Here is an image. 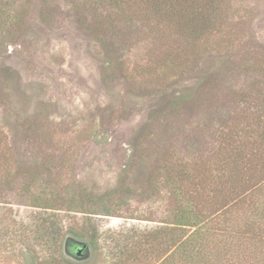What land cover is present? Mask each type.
Masks as SVG:
<instances>
[{
	"label": "rangeland",
	"instance_id": "obj_1",
	"mask_svg": "<svg viewBox=\"0 0 264 264\" xmlns=\"http://www.w3.org/2000/svg\"><path fill=\"white\" fill-rule=\"evenodd\" d=\"M9 4L23 18L0 31V264H154L132 250L180 204L168 171L198 175L264 132V0L218 1L198 40L93 0Z\"/></svg>",
	"mask_w": 264,
	"mask_h": 264
},
{
	"label": "trees",
	"instance_id": "obj_2",
	"mask_svg": "<svg viewBox=\"0 0 264 264\" xmlns=\"http://www.w3.org/2000/svg\"><path fill=\"white\" fill-rule=\"evenodd\" d=\"M93 1L128 19L144 13L198 40L214 28L220 0ZM11 7L0 6V31L23 18ZM187 94H177L176 101ZM238 137V142L229 138L225 156L204 161L198 175L181 166L168 171L167 182L180 204L170 221L146 230L136 241L132 260L140 262L138 255L145 252L157 253L156 264H264V132L259 141ZM72 249L70 241L63 252Z\"/></svg>",
	"mask_w": 264,
	"mask_h": 264
},
{
	"label": "flooded vegetation",
	"instance_id": "obj_3",
	"mask_svg": "<svg viewBox=\"0 0 264 264\" xmlns=\"http://www.w3.org/2000/svg\"><path fill=\"white\" fill-rule=\"evenodd\" d=\"M70 241L72 242V245L74 247V250L72 249L69 252V254H71L73 257H75V258H83V257H85V255L87 254V252H89L90 247L87 244L86 248L84 250H82V252L79 255H77L76 252L82 246V244H81L82 241H80V240H74V239H68L67 242H66V244L69 243Z\"/></svg>",
	"mask_w": 264,
	"mask_h": 264
},
{
	"label": "water",
	"instance_id": "obj_4",
	"mask_svg": "<svg viewBox=\"0 0 264 264\" xmlns=\"http://www.w3.org/2000/svg\"><path fill=\"white\" fill-rule=\"evenodd\" d=\"M81 244H82V246H81L80 249L76 252L77 255H79V254L82 252V250H84V249L86 248V246H87V243H85V242H81Z\"/></svg>",
	"mask_w": 264,
	"mask_h": 264
}]
</instances>
